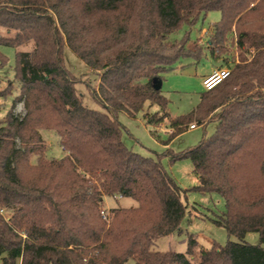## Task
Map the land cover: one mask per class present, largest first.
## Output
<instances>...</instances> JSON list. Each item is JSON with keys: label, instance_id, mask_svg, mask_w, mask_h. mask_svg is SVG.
Listing matches in <instances>:
<instances>
[{"label": "trees", "instance_id": "16d2710c", "mask_svg": "<svg viewBox=\"0 0 264 264\" xmlns=\"http://www.w3.org/2000/svg\"><path fill=\"white\" fill-rule=\"evenodd\" d=\"M210 11L221 20L206 48L231 58V75L170 122L165 145L213 114L212 135L168 155L192 161L196 191L224 199L214 222L240 242L204 248L190 235L186 253L157 251V239L182 232L186 190L160 159L127 147L119 115L135 118L150 103L161 112L147 113L149 124L164 123V75L182 58H201L204 46L188 48L190 31ZM0 29L8 33L0 46L16 49L15 78L0 97L19 90L0 122L2 264H264V0H0ZM183 29V39L170 41ZM31 42L32 51L21 50ZM66 48L101 72L94 92L101 110L77 92ZM7 62L0 53V67ZM41 129L57 133L61 159L44 157ZM107 197L137 205L113 208L106 222ZM250 232L260 244L244 241Z\"/></svg>", "mask_w": 264, "mask_h": 264}, {"label": "rangeland", "instance_id": "374dc122", "mask_svg": "<svg viewBox=\"0 0 264 264\" xmlns=\"http://www.w3.org/2000/svg\"><path fill=\"white\" fill-rule=\"evenodd\" d=\"M221 20L219 11H210L202 16L197 24L190 31V41L188 48L196 51V45L204 46V52L201 58H182L177 61L169 73L164 75L162 84L163 95L168 99L167 107L168 117L162 124H149L145 115L161 112L159 106L147 103L144 110L135 118L128 117L120 113L119 121L127 128L123 135V140L128 148L134 152L145 156L160 159L164 168L174 178L176 183L184 190L186 196L184 198L187 205V213L182 222L181 233H176L169 237H162L155 241L154 249L157 251L167 252L173 251L177 253H186L187 239L190 235H194L200 246L211 248L213 244L225 246L229 241L240 242L235 236H230L225 228L217 225L214 221L222 216L226 210L224 199L217 193H201L195 188L199 185L198 176L194 172V165L190 159H180L171 161L168 152L180 154L189 148L197 146L206 134L212 135L216 128L217 122L211 114L207 118L209 123L206 126H199L196 130H186L181 135L174 138L168 146L165 142L169 139V134L165 133L164 128L170 130V122L176 117L190 113L200 102L201 93L204 92L202 83L203 75L219 66V61L214 60L210 49L206 48L209 36L211 35L213 26ZM185 29L173 34L170 41L181 40L185 35ZM1 35H8L5 30L0 29ZM34 48L33 43L22 47L21 50L30 52ZM232 52V51H231ZM0 53L5 55L8 62L5 66L0 67V92L6 86L14 81L16 70V49L12 47L0 46ZM232 54V53H231ZM232 56V55H231ZM64 59L66 68L70 77L77 82V92L88 107L101 110L102 106L95 100L94 92L99 88L101 78L100 71H93L69 49L64 51ZM220 59L225 62L224 57ZM18 87L13 90L12 95L5 98L0 97V122H3L12 106L13 99L17 96ZM24 103H19L15 108V114L22 118L26 115ZM167 131V129H166ZM45 148L44 157L51 159H61L65 152L60 145V138L54 130H40ZM36 157L32 158V163H36ZM27 173V172H26ZM137 203L132 199H122L119 197H107L104 200V211L109 216L104 219L110 222L113 217L110 214L113 208H128L136 206ZM6 218H10L12 213L3 211ZM103 217V216H102ZM245 242L251 245L261 243L260 234L250 232L246 235ZM264 248V244H261ZM198 264L197 260H193ZM0 264H2L0 258ZM127 264H136L134 260H130Z\"/></svg>", "mask_w": 264, "mask_h": 264}, {"label": "built area", "instance_id": "2783aa9c", "mask_svg": "<svg viewBox=\"0 0 264 264\" xmlns=\"http://www.w3.org/2000/svg\"><path fill=\"white\" fill-rule=\"evenodd\" d=\"M235 63H239V59H237ZM231 72H232V68L230 66L226 68L224 67L214 70L210 75L206 76L203 79V86L205 91H211L214 88H216L231 75ZM190 129L191 130L197 129V125L196 124L190 125ZM102 216L105 220L108 219L109 217L105 211L102 212Z\"/></svg>", "mask_w": 264, "mask_h": 264}, {"label": "crops", "instance_id": "0c3cea01", "mask_svg": "<svg viewBox=\"0 0 264 264\" xmlns=\"http://www.w3.org/2000/svg\"><path fill=\"white\" fill-rule=\"evenodd\" d=\"M211 53V52H210ZM212 57H213V59L214 60H217L213 55H212ZM217 61H219L220 63H219V66L218 67H214L212 70H210V71H208V72H206L204 75H203V77H202V83H203V79L206 77V76H208V75H210L214 70H216V69H220V68H226V67H229V66H231V64H230V62L229 63H226L224 60H222V59H218ZM205 90V89H204ZM203 93V92H202ZM201 93V94H202ZM201 99V98H200ZM194 110V109H193ZM199 126H197V128H198ZM166 129H167V131H166ZM164 128V132L165 133H168V134H170L171 132H172V130L170 129H168V128ZM189 130H191L190 129V127H189ZM194 130H196V129H194ZM166 146H168V145H166ZM123 199V198H122Z\"/></svg>", "mask_w": 264, "mask_h": 264}]
</instances>
